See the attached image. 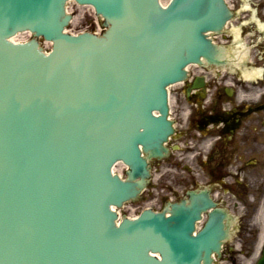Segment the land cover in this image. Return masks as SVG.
<instances>
[{"label": "water", "instance_id": "water-1", "mask_svg": "<svg viewBox=\"0 0 264 264\" xmlns=\"http://www.w3.org/2000/svg\"><path fill=\"white\" fill-rule=\"evenodd\" d=\"M65 1L0 0V264L209 260L219 237L211 227L192 236L199 210H148L116 227L110 205L138 190L111 167L122 158L133 178L143 174L139 145L158 151L172 129L166 86L208 53L204 32L221 24L223 0L166 9L158 0H78L112 23L103 39L63 33ZM94 20L79 9L69 30ZM24 29L54 40V51L7 39Z\"/></svg>", "mask_w": 264, "mask_h": 264}, {"label": "flooded vegetation", "instance_id": "flooded-vegetation-1", "mask_svg": "<svg viewBox=\"0 0 264 264\" xmlns=\"http://www.w3.org/2000/svg\"><path fill=\"white\" fill-rule=\"evenodd\" d=\"M227 4L231 17L211 37L215 61L190 68L176 90L192 106L188 120L174 111L177 141L192 131L200 136L198 156L171 192L179 196L181 188L188 206L206 208L199 230L223 216L226 237L215 264H264V0ZM173 160L170 152L154 159V169H169Z\"/></svg>", "mask_w": 264, "mask_h": 264}, {"label": "rangeland", "instance_id": "rangeland-1", "mask_svg": "<svg viewBox=\"0 0 264 264\" xmlns=\"http://www.w3.org/2000/svg\"><path fill=\"white\" fill-rule=\"evenodd\" d=\"M169 1L170 0H162V2L164 4L168 3ZM177 145L181 146V150L176 151L174 157L176 159L178 158L177 162H181V164H184L186 162V159H190L191 157H194V151L198 148V147H195L194 141H190V140L187 141L185 146H183L181 144H177ZM188 149L191 150V152L188 154L185 152V156H184V151H182V150L186 151ZM181 167H182V165H181ZM181 167L180 166L177 167L176 165H174L171 169V175H173V176L181 175L182 174V168ZM117 172L122 174L121 165L117 166ZM157 181H158V179H157ZM151 190H152L151 185H149L147 192H145L144 195H142V197L140 199L137 198L134 202H131L130 204H128L127 207H129V208L126 207V209H124L122 211L123 215H129V214H131V212H134V211L136 212V214H138L140 212V210L146 208L149 205L148 203H150L152 201L151 196L149 194V192ZM180 190H181V188H180ZM158 192L161 195L166 194V190H163L161 188L160 189L157 188V190L154 191V193H156V194ZM154 206L157 209H160V207H161L159 203L157 205H154ZM137 207H138V210H136ZM130 208L134 209V211H132V209H130Z\"/></svg>", "mask_w": 264, "mask_h": 264}, {"label": "bare ground", "instance_id": "bare-ground-1", "mask_svg": "<svg viewBox=\"0 0 264 264\" xmlns=\"http://www.w3.org/2000/svg\"><path fill=\"white\" fill-rule=\"evenodd\" d=\"M162 2V1H161Z\"/></svg>", "mask_w": 264, "mask_h": 264}]
</instances>
